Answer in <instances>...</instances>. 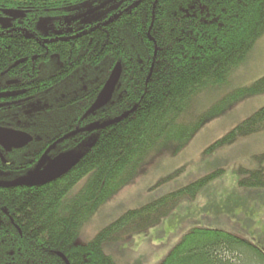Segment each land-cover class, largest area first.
<instances>
[{"label": "trees", "instance_id": "1", "mask_svg": "<svg viewBox=\"0 0 264 264\" xmlns=\"http://www.w3.org/2000/svg\"><path fill=\"white\" fill-rule=\"evenodd\" d=\"M106 1L0 0V71L30 66L36 56L45 57L44 69L58 65L63 120H76L81 128L72 147L95 136L60 179L4 196L15 224L0 229V264H66L58 252L70 264H117L103 244L159 224L181 201L197 198L221 172L126 211L88 244L72 248L83 224L163 156L178 154L206 123L264 94V76L229 89L232 73L264 35V0H116L68 21ZM93 14L98 16L90 18ZM43 23L55 28L43 32ZM118 63L122 75L112 100L86 115ZM221 90V96L200 109L204 97ZM72 96L76 107L66 110ZM260 131L264 106L210 149ZM240 172L239 185L264 188V167ZM84 178L81 189L71 194ZM160 264H264V249L220 228H195Z\"/></svg>", "mask_w": 264, "mask_h": 264}, {"label": "rangeland", "instance_id": "2", "mask_svg": "<svg viewBox=\"0 0 264 264\" xmlns=\"http://www.w3.org/2000/svg\"><path fill=\"white\" fill-rule=\"evenodd\" d=\"M93 14L90 18H96ZM12 20V19H11ZM55 28L43 23L40 29L47 32ZM56 31H61L54 29ZM248 60L232 73L229 89L247 86L264 76V35L253 47ZM224 90L214 97L206 96L200 103L205 109ZM264 106V94L240 102L229 112L206 123L178 154H167L147 168L135 183L105 202L79 231L72 248L88 244L103 228L119 219L126 211L140 208L160 197L178 190L189 183L214 172H221L210 180L195 199H184L161 222L131 238L107 242L103 251L117 264H160L180 240L195 228L219 229L246 238L264 249V194L244 196L240 192H264V188H248L240 184V168L258 170L264 167V155L245 156L242 141L215 149L211 144L220 139L236 125ZM95 136L83 140L77 148L69 151L80 158L93 143ZM210 149V150H209ZM86 178L72 189L78 192Z\"/></svg>", "mask_w": 264, "mask_h": 264}, {"label": "flooded vegetation", "instance_id": "3", "mask_svg": "<svg viewBox=\"0 0 264 264\" xmlns=\"http://www.w3.org/2000/svg\"><path fill=\"white\" fill-rule=\"evenodd\" d=\"M77 16L68 21L72 22L70 20ZM32 59L30 66L17 71L14 68L0 71V128L4 130L0 132V229L7 222L15 224L11 209L5 207L7 200L4 196L11 194L13 189L42 187L60 179L63 175L39 185L35 181L54 166L74 158L69 151L81 133L76 120H63L64 84L58 65L47 70L44 69L45 57ZM37 86L44 88L39 94L35 91ZM102 89L103 86L100 92ZM76 98L72 96L66 100L71 102L66 110L76 107L72 102ZM28 178L27 183L12 185ZM16 228L22 233L18 226Z\"/></svg>", "mask_w": 264, "mask_h": 264}, {"label": "water", "instance_id": "4", "mask_svg": "<svg viewBox=\"0 0 264 264\" xmlns=\"http://www.w3.org/2000/svg\"><path fill=\"white\" fill-rule=\"evenodd\" d=\"M114 1H116V0H107L106 2H103V4H101L95 8H92L83 14H80L79 16L71 19L70 21L73 22L74 20L84 18V17L102 9L103 7L109 5L111 2H114ZM120 64L121 63H118L115 66V68L113 69V71L111 72V75H109L110 76L109 79L107 80L106 84L103 86V89L101 90L100 94L96 98V100L93 103V105L91 106V108H89L87 114H90L92 112L97 111L98 109L105 106L107 103H109L112 100V96L114 94L116 86L118 85V82H119L120 77H121L120 75L122 74V65H120ZM2 131H4V130L2 128H0V132H2ZM76 161H78V159L73 158V159H70L66 162H62L61 164L54 166L49 171L43 173L40 177H38L35 180L36 183H38V185L43 184V183H47L49 181H52V180L64 175L66 172L70 171V169H72L75 166V164L77 163ZM28 181H29V178L25 179L23 181H18V183L17 182L12 183V185L24 184V183H27ZM58 254L62 258H64V261L66 262V264H70L68 259L65 257V255L63 253L59 252Z\"/></svg>", "mask_w": 264, "mask_h": 264}, {"label": "crops", "instance_id": "5", "mask_svg": "<svg viewBox=\"0 0 264 264\" xmlns=\"http://www.w3.org/2000/svg\"><path fill=\"white\" fill-rule=\"evenodd\" d=\"M237 141H242L244 142L243 145L240 146L239 150L243 151V154L245 156L248 155V159L251 158L253 154H261L264 153V131H260L258 133H254L252 135L244 136ZM236 141V142H237ZM241 194L244 196H254L252 194H264V192H246V191H241Z\"/></svg>", "mask_w": 264, "mask_h": 264}]
</instances>
